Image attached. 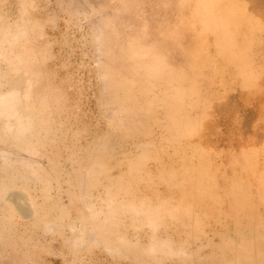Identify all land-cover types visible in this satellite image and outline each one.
I'll use <instances>...</instances> for the list:
<instances>
[{"label": "rangeland", "instance_id": "1", "mask_svg": "<svg viewBox=\"0 0 264 264\" xmlns=\"http://www.w3.org/2000/svg\"><path fill=\"white\" fill-rule=\"evenodd\" d=\"M187 1L0 0V264H245L223 248L208 257L211 221L193 231L171 202H149L159 191L146 181L179 168L177 148L184 159L207 153V141L175 138L206 128L203 110L215 120L208 137L264 134V0H207L223 13L221 35L202 32ZM250 75L262 92L240 100Z\"/></svg>", "mask_w": 264, "mask_h": 264}, {"label": "bare ground", "instance_id": "2", "mask_svg": "<svg viewBox=\"0 0 264 264\" xmlns=\"http://www.w3.org/2000/svg\"><path fill=\"white\" fill-rule=\"evenodd\" d=\"M187 3H188V1L186 2V4ZM188 5L195 6L196 8H198V11L201 15L200 17H197L198 21L200 22L202 20V18L204 20L202 32L218 33L220 35L225 32L226 26L224 25V27L222 29H219L218 24H217V23H220L219 22L220 19H223V13L220 10L217 12L213 11L212 13H209L210 10H209L208 5H207V0H189ZM215 13H219V14H215ZM17 22H18V19H17ZM21 22H19V23L23 24V20ZM27 24H28V22H27ZM13 26H14V24H13ZM30 26L31 27L33 26V22L31 23ZM258 26L261 29L262 27H264V22H259ZM9 27H11V26H9ZM16 27L17 26H15L14 28H16ZM20 27H22V26H20ZM28 27H29V25H28ZM33 28L32 29L29 28V30L34 31ZM16 29H18V27ZM13 31H15V29ZM2 32L4 33V31H2ZM17 32H18V30H17ZM3 33H1V34H3ZM20 33H21V30H20ZM22 33L24 34V32H22ZM5 34H6V30H5V33L2 35V37L7 36L6 38H8V34H10L11 36H9V38L10 37L12 38L13 34H11V33H8L6 35ZM16 34L19 35V32ZM21 34H20V36H21ZM247 34L252 35L251 28H247ZM25 35H27V34H25ZM27 37H29V36H27ZM31 37L32 36L30 35V38ZM14 38L16 39L17 35L15 36V34H14ZM10 39H8V43L5 45H9V44L13 43L14 40L12 41V39H11V41H12V43H11ZM31 39H33V38H31ZM19 40H17V41H19ZM24 40H25L24 42L26 44L27 41H26V39H24ZM0 41L3 44L6 43V42H3V39H0ZM9 41H10V43H9ZM24 42H21L22 45ZM30 42H31V40H30ZM14 43H16V41ZM10 47H12V46H10ZM18 48H20V47L18 46ZM3 50H5V48H3ZM0 52H2V51H0ZM18 53H20V52H18ZM30 53H28V54H30ZM19 55H23V54H19ZM19 55L17 57H21ZM0 56H1V54H0ZM27 57H29V56H27ZM27 57H26V59H27ZM21 60L24 61L23 59H21ZM16 61L18 63V60H16ZM8 62H9V60H8ZM21 66H22V64H21ZM26 73H27V71H26ZM246 80H247V84L245 86L249 89V92L241 91L242 96L240 97V100H244V101L250 100L251 101L252 99H254L256 97L257 94L261 93L262 91L256 92L255 87L251 86L252 82L255 80V78L252 75L248 76L246 78ZM251 89L254 92H252ZM7 97H9V96L7 95ZM163 98L166 100L169 99L167 97V95L164 94V92H163ZM189 98H190V100L188 103L192 104V108L193 107L197 108L198 104L196 102L198 99V93L194 90V93L191 94V96ZM185 99L186 98L182 95L181 91H179V90L176 91V94L173 96V102L174 103L177 102V105L180 104L182 106ZM203 99L204 98H201V100H203ZM150 106L151 105L146 106L147 107V115L150 111ZM174 106H175V104H174ZM208 108H207V111H208ZM194 110H196V109H194ZM200 110H202V108H200ZM200 110H198V111H200ZM144 113H146V112H144ZM198 119H199L201 125L204 123V124H207V125H205L207 127L204 128L203 130H198V129L193 128V129L189 130L187 133H183L182 135L180 134L179 131H177L176 136H175V138H177L176 143L182 142V140H186V138L189 139V137H190L189 135H193L194 137L192 139H194L195 141H197L198 139H202L203 140L202 144H204L205 141L208 142V144H209L208 146H206V147L204 145L202 146L203 149H205L207 151V153L198 154L196 152V150H194V154L192 155L191 158L184 159L183 158L184 157L183 152L179 148H177V150H176L177 155H178L179 159H182L181 163L179 164V168L177 170H175L173 172L172 170L165 171L163 169L162 171L158 170V173H155V175L153 177L149 175L150 180L146 181V182H148V185H147L148 188L151 189L152 185H155L157 190L159 191V194H157L156 198H150L149 202L151 203L153 201L156 204L158 201L161 204V201H164V199H165V201H167L169 203L171 202L175 206L174 209L172 208V210H178L180 213L178 215H180L181 219H193L194 220V222L196 223V227H192L191 230H193V231H197V229L200 230L202 224L207 223L206 221H208V220L211 221V225L214 228V232L211 235H207V237H206L207 242L201 245L202 248L205 247L207 251H211V252H207L208 257L216 249L218 250V249L223 248L225 250H228L229 253L232 254V256H235L237 261L240 260L245 264H264V134H260V136H258L256 131H250V130L246 131V130H243V128H242V129L238 130L235 134H233L232 136H229V137L225 136L224 138L219 139L218 138L219 136H217L216 134L213 137H208V136L214 135V133H215L213 125L210 124L211 123L210 121H215V120H212L208 116H206V110L202 111V115L200 113ZM259 120L264 121V118H260ZM178 121H179V119H178ZM224 121H226V120H224ZM260 121L257 123L253 122L252 123L253 126L260 124L261 123ZM185 122H187V121L185 120ZM179 125L182 126L183 125L182 122H180ZM179 130H181V129H179ZM178 134H180V135H178ZM218 145H227L226 151L222 148H218L217 147ZM212 154L215 155V157H216L215 160L217 162L213 163V164H211V163L207 164V162H208V160H210ZM225 154H227V160L225 161V163L224 164H222V163L218 164L219 161H224V155ZM31 155H33V152ZM194 162L195 163L198 162L200 164H203V167H198L199 166L198 165V166L193 168L192 165ZM253 163H254V165H253ZM253 167H254V169H253ZM114 176H116V175H114ZM157 176H160V178L156 180L155 178ZM153 178L156 180L155 184H153L154 182H151V181H153ZM234 179H239V183L241 185L237 184L235 186H232L233 182H235ZM140 180H142V179H140ZM146 180H147V178H146ZM118 181H119V178H118ZM130 182L132 183V181H130ZM114 185L115 184H113V186ZM133 185L135 186V183ZM139 185H140V183H139ZM215 185H218V187L213 188ZM134 186H132V187L134 188ZM106 187H108V186H106ZM115 188H113V189H115ZM219 188H221V190H227V191H224L222 194L216 195L215 192L218 191ZM153 189H155V188H153ZM133 190H135V189H133ZM109 191H110V189H109ZM152 191H154V190H152ZM115 193H117V192H115ZM210 193L214 194V200H217V202H215L213 200ZM128 194H130L129 196L131 199L133 193L129 192ZM115 197H117V196L115 195ZM113 198H114V196H113ZM134 198L135 197H133L132 199L134 200ZM130 199L128 201H130ZM212 200H213V202H212ZM128 201H126L125 203H127ZM135 201L134 202L132 201L133 204H135ZM14 202L16 203V201H14ZM127 206H129V205H127ZM153 206L154 205H152V206L150 205L152 210H153ZM165 209H167V208H165ZM149 210L151 211L150 208H149ZM158 210H161L160 211V213H161L164 209L159 208ZM167 210L169 211V208ZM20 211L22 213L26 212V210L25 211L20 210ZM117 211H118V209H117ZM136 211H137V209H136ZM122 213H123V211H122ZM141 213H142V211H141ZM153 213H156V212H153ZM157 214L158 213H156L155 215H157ZM136 216H138V215H136ZM140 216H143V215H140ZM115 217H117V215ZM147 217L149 218L150 215ZM151 217H153V216H151ZM154 217H156V216H154ZM113 219H114V217H113ZM136 219L137 220H135V222L139 221L138 218H136ZM147 219H145V220L149 221ZM132 221H134V220H132ZM141 222H142V220H141ZM148 223H147V225H148ZM130 224H132V223H130ZM145 224H146V222H145ZM143 226H146V225H144V223H143ZM151 226H153V225H151ZM101 228L104 229L105 227H101ZM141 228L142 227H140V229ZM132 229H133V227H132ZM109 230H111V229H109ZM125 230H123V231H125ZM104 231H106V230H104ZM203 231H204V229H203ZM114 232H116V231L114 230ZM106 233H108V232L106 231ZM111 233H112V231H111ZM122 234H124V233L122 232ZM104 238H102V239H104ZM113 239H114V237H113ZM149 240L151 241L152 239H149ZM127 243H129V242L127 241ZM147 243H148V241H147ZM159 243H160V241H159ZM166 243H168V242L166 241ZM166 243H164V244H166ZM168 244L170 245V243H168ZM168 244H166V246ZM112 245H113V243H112ZM135 245H137V244H135ZM152 245H155V244H152ZM138 246H139V244H138ZM167 247H169V246H167ZM134 248H135V246H134ZM145 248H147V247L145 246ZM167 249L169 250L170 248H167ZM167 249H166V251H167ZM212 250H213V252H212ZM170 251H169V253H170ZM181 254H183V253L181 252ZM194 254L199 256V254H197V252H194ZM217 254H219V253H217ZM168 256H170V254ZM158 257H160V256L158 255ZM213 257L214 256H212V258ZM166 258H167V256H166ZM223 258H224V256L222 257V259ZM210 259H211V256H210ZM213 259H215V258H213ZM207 260H208V258H207ZM218 261H221V260H218ZM226 261H228L227 263L232 262V261H230V259L226 260ZM162 263H164V262H162ZM194 263L199 264L197 261H194ZM176 264H178V263H176ZM234 264H235V261H234Z\"/></svg>", "mask_w": 264, "mask_h": 264}]
</instances>
